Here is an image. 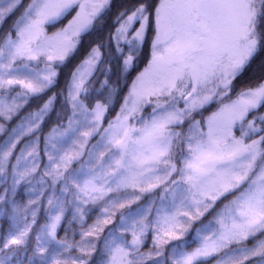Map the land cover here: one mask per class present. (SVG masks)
<instances>
[{
  "label": "snow or ice",
  "instance_id": "obj_1",
  "mask_svg": "<svg viewBox=\"0 0 264 264\" xmlns=\"http://www.w3.org/2000/svg\"><path fill=\"white\" fill-rule=\"evenodd\" d=\"M0 121V264H264V0H0Z\"/></svg>",
  "mask_w": 264,
  "mask_h": 264
},
{
  "label": "trees",
  "instance_id": "obj_2",
  "mask_svg": "<svg viewBox=\"0 0 264 264\" xmlns=\"http://www.w3.org/2000/svg\"><path fill=\"white\" fill-rule=\"evenodd\" d=\"M134 2H135V0H113L114 5L130 4V3H134ZM115 12H116V8L114 7L113 10H112V14H111V16H110V18H109V21H108V23L111 25L113 31H114V29H115V19H114V17H115ZM107 32H108V27L106 26L105 29H104V35H105V38L107 37ZM149 36H151V32H149ZM149 44H150V41H149ZM148 52H149V48H146V49H145V56L141 58L140 63H139V65H138V67L136 68V71H139L140 69H142L143 66H144V64L147 63V53H148ZM82 58H83V56H79V57L73 59V60L71 61V63L68 64L67 67H63V66H62V68H61V70H60V75H59V77H58V79H59V85H58V88H59V87H65V86H66V81H67V79L70 78V77H69V72H70V70L74 69L75 66H76V64H78V63H79V60L82 59ZM121 60H122V58H121ZM111 63H112V65H113V69H114V66H115V60H113ZM103 67H105V66H102V68H103ZM114 70H115V69H114ZM114 70H113V73H110L109 75L111 76V81H110V82L115 86V85H116V76H115V74H114ZM253 71H256V66H255V65L253 66L252 69H249V70H248V72L245 74V78H247L249 75H251V73H252ZM258 74H259V73H258V71H257V75H258ZM132 76H135V71L132 72ZM103 80H104V75L102 74V72H101L100 70H98V71L96 72L95 76L92 77V88H93V89H98V88H100V82L103 81ZM129 82H130V81H129ZM122 85H123V81L120 82V86H121V87H122ZM58 88H57V89H53V91H57ZM126 91H127V89H126V88H123L122 92L120 93L119 100H118L117 102L114 103V105L112 106V108H110V112H109V115H108V118H109V119H111V118L115 115L116 111L119 110V103L122 102L123 93L126 92ZM50 94H51V93H49V95H50ZM46 98H47V97H45V99H46ZM97 98H101V97H97ZM62 100H63V97H61V101H62ZM61 101H58V102H57V105H56L57 108L60 107V102H61ZM35 107H36V104L33 103V104L31 105V109H34ZM31 109L26 107V108L23 110V112L29 111V110H31ZM211 110H212V109H209V111H211ZM23 112L21 113V115L23 114ZM205 114H208V113L206 112ZM54 121H55V113H52L51 120L49 121V124L45 126L46 129H47V127L50 126V124H51L52 122H54ZM14 122H16L15 119H14L12 122H10V123L8 124V126L11 127L12 123H14ZM105 123H106V122H105ZM2 136H3V134H1V138H2ZM98 212H99V209H95V211L90 215V217L88 218V223H89V224L95 219L96 213H98ZM41 222H42V220H41ZM198 226H199L198 223H197V224H194V228H195V227H198ZM7 227H8V222H7V220H6L5 218H2V217H1V218H0V239H2V237H3V235H4V233H5L6 229H7ZM62 233H63V229L60 230V234H61V235H63ZM33 235H34V234H33ZM191 235H194V232H193ZM149 238H150V237H149ZM146 244L149 245V242H146ZM208 264H214V261H213V260H209V261H208Z\"/></svg>",
  "mask_w": 264,
  "mask_h": 264
},
{
  "label": "rangeland",
  "instance_id": "obj_3",
  "mask_svg": "<svg viewBox=\"0 0 264 264\" xmlns=\"http://www.w3.org/2000/svg\"><path fill=\"white\" fill-rule=\"evenodd\" d=\"M205 115H207V114H205ZM0 123H3V121H0ZM15 123V122H14ZM14 123H12V124H14ZM0 138H1V134H0ZM97 139H98V137H97ZM96 209H99V208H96ZM1 218V217H0ZM43 222V221H42ZM92 223V222H91ZM63 234V233H62ZM192 236L193 235H190L189 236V240H191V238H192ZM150 237V236H149ZM79 237L77 236V239H78ZM130 238V237H129ZM147 242H149V245L151 244V238H149L148 240H147Z\"/></svg>",
  "mask_w": 264,
  "mask_h": 264
}]
</instances>
